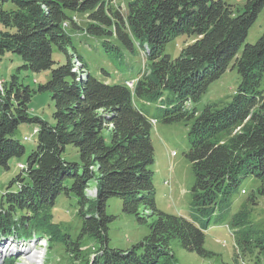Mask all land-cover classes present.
Instances as JSON below:
<instances>
[{
	"label": "trees",
	"instance_id": "obj_1",
	"mask_svg": "<svg viewBox=\"0 0 264 264\" xmlns=\"http://www.w3.org/2000/svg\"><path fill=\"white\" fill-rule=\"evenodd\" d=\"M263 10L264 0H247L243 8L226 0H127L126 14L109 0H0V52L21 55L23 66L33 71H49L38 91L49 92L55 102L50 123L30 113L32 88L20 87L17 75L9 84L4 81L0 165L9 168L11 158L27 154L15 137L22 124L37 129V146L22 166L26 178H15L3 194L0 237L49 236L56 223L45 212L65 193L78 197L83 217L78 240L63 233L66 249L83 254L80 239L85 236L100 245L85 264H175L169 251L174 239L183 249L211 258L214 252L205 247L210 220L198 223L197 214L185 217L157 208L152 121L191 124L186 156L195 176L199 215L210 218L217 207L227 210L249 176L260 181L257 191L264 196V32L239 54ZM77 13L87 15L85 26L73 18ZM76 35L94 40L92 47L119 54L123 49L143 51L148 69L133 89L128 81L101 80L91 74L75 45ZM181 35L190 41L173 58L165 53L166 45ZM56 51L66 55L65 63L54 59ZM231 65L241 79L232 100L207 105L201 113L189 109L188 102L199 101ZM136 98L146 104L138 106ZM151 102L160 109L154 116L145 108ZM68 145L77 147L78 162L64 157ZM15 182L18 188L10 189ZM91 185L96 189L92 198L87 194ZM112 197L122 198L124 211L143 223L147 216L141 208L157 217L150 234L126 250L109 247L114 216L107 214V206ZM239 236L245 251L264 249L263 236L254 246L251 233L243 230ZM255 261L260 264L259 255Z\"/></svg>",
	"mask_w": 264,
	"mask_h": 264
},
{
	"label": "rangeland",
	"instance_id": "obj_2",
	"mask_svg": "<svg viewBox=\"0 0 264 264\" xmlns=\"http://www.w3.org/2000/svg\"><path fill=\"white\" fill-rule=\"evenodd\" d=\"M113 6L122 9L124 14L127 13V0H109ZM236 7L243 8L247 0H226ZM8 4L6 8H11ZM73 18L80 26L87 24L86 14H73ZM3 25L0 22V34ZM264 32V10L260 13L255 24L250 28L247 39L240 49L239 54L243 51L246 44H253L258 41ZM76 47L83 54L88 68L92 75L101 80L109 82L124 83L125 81H135L130 88L135 87L137 79L148 69V62L143 51L133 53L123 49L121 54L107 50L103 47H92L94 40L86 39L85 35H76ZM190 41L187 35H181L169 43L165 48V53L173 58L178 57L182 48ZM54 59L60 63H65L67 57L65 54L56 51ZM25 61L22 56L14 52H0V78L8 84L12 82L13 76L17 75L20 87L29 86L32 88L33 96L30 103V113L40 116L41 118L54 123L55 102L49 92H40L38 87L45 83L49 77V71H33L24 67ZM240 75L232 65L222 75L221 78L214 81L207 92L202 95L197 102H188L189 109H196L201 113L207 105L225 104L232 100L240 85ZM261 90L264 92V75L261 83ZM2 92V91H1ZM138 106L143 107L145 101L135 99ZM157 102H151L145 105L146 111L150 116H154L160 110ZM152 142L155 149L156 162L153 165L155 171L154 186L156 190L155 198L157 208L170 214L191 217L192 214L198 215V223L210 220L206 227L205 247L214 252L211 258H201L196 253L183 249L177 239L171 241L170 255L174 258L175 264H254L257 255L260 257V264H264V249L253 248V251H245V248L238 243L239 235L246 230L250 236L251 245L255 241L264 237V196L258 194L260 181L249 176L243 179L239 190L234 194L231 205L214 209L210 218L199 215L194 205V184L195 176L192 171V165L186 156L189 151V129L190 125L186 122L164 123L156 122L154 119ZM37 131L33 124H22L15 137L26 146L27 154L21 157H13L9 161V168L0 165V209L3 194L9 189L12 181L18 176L26 178L22 166L26 163L28 154L37 146ZM28 136L29 139H26ZM64 157L70 162H78L80 155L77 147L68 145L64 152ZM69 181L67 185H71ZM18 184L15 182L10 189H17ZM90 198L96 195L95 185H91L87 190ZM254 197L252 198V196ZM124 200L120 197L110 198L107 206V214L114 216L109 223V247L119 249H129L135 244L142 241L150 234V223L157 217L150 216V211L141 208L140 213L147 216V223L139 221L137 215L124 211ZM81 206L76 195H66L61 193L53 207L45 213L52 215V221L56 224L48 232L49 236H41L39 233H33L32 237H22L9 235L15 241L10 246L3 248L0 252V259L11 253L9 248L14 249L23 247L24 244L31 242L27 246L29 250L16 252L9 257V262L13 264H85L86 258L94 259L97 251L93 248H99L100 245L90 236L80 239L82 244V253L73 254L66 249L65 242L62 239L63 233H67L74 240L80 238L83 225V217L80 214ZM213 211V209H210ZM215 213V214H214ZM238 213L235 221L234 215ZM240 214V215H239ZM246 217V218H245ZM246 220H245V219ZM244 219V223L240 220ZM250 228V229H248ZM7 236L0 242H7ZM260 240H263L262 238ZM239 245V246H238ZM252 250V249H251ZM36 251V252H35ZM41 254L40 259H35L32 253ZM26 253V254H25ZM84 256V258H82ZM6 261V259H5ZM5 261L2 264H5Z\"/></svg>",
	"mask_w": 264,
	"mask_h": 264
},
{
	"label": "bare ground",
	"instance_id": "obj_3",
	"mask_svg": "<svg viewBox=\"0 0 264 264\" xmlns=\"http://www.w3.org/2000/svg\"><path fill=\"white\" fill-rule=\"evenodd\" d=\"M27 139V138H26ZM7 238H8V240H7V242H4V243H1L0 242V247L2 246V247H4V246H10V245H12L13 243H15L13 240H11V238L9 237V236H7ZM30 243L31 242H28L27 244H24L23 245V247H15L14 249H12L11 247L9 248V250L11 251V253L9 254V257H11V256H13V255H15L16 254V252H20L21 251V249H22V252H25L26 250H29V248H27V246L28 245H30ZM2 250H4L3 248H0V252L2 251ZM36 252V251H35ZM26 254V253H25ZM33 256V258L35 257V259H40L41 258V254H38V253H32L31 254V257ZM8 255L6 256H4V258H2V259H0V260H2V262L3 261H5V259L7 260L8 258ZM2 262H0V264L2 263Z\"/></svg>",
	"mask_w": 264,
	"mask_h": 264
},
{
	"label": "built area",
	"instance_id": "obj_4",
	"mask_svg": "<svg viewBox=\"0 0 264 264\" xmlns=\"http://www.w3.org/2000/svg\"><path fill=\"white\" fill-rule=\"evenodd\" d=\"M131 83L133 82H128L129 85H131ZM3 85H4V80L0 78V91H3L4 88ZM35 131H37V129H35ZM25 138L29 139V137H25Z\"/></svg>",
	"mask_w": 264,
	"mask_h": 264
}]
</instances>
